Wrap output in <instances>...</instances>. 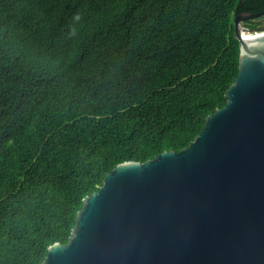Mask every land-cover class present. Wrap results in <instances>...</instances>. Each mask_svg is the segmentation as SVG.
<instances>
[{
	"label": "trees",
	"instance_id": "obj_1",
	"mask_svg": "<svg viewBox=\"0 0 264 264\" xmlns=\"http://www.w3.org/2000/svg\"><path fill=\"white\" fill-rule=\"evenodd\" d=\"M263 10L0 0V264H42L67 244L84 199L119 164L188 148L238 76L235 17ZM243 25L264 32V15Z\"/></svg>",
	"mask_w": 264,
	"mask_h": 264
},
{
	"label": "water",
	"instance_id": "obj_2",
	"mask_svg": "<svg viewBox=\"0 0 264 264\" xmlns=\"http://www.w3.org/2000/svg\"><path fill=\"white\" fill-rule=\"evenodd\" d=\"M235 17L240 69L192 144L125 162L42 264H264V32Z\"/></svg>",
	"mask_w": 264,
	"mask_h": 264
},
{
	"label": "clouds",
	"instance_id": "obj_3",
	"mask_svg": "<svg viewBox=\"0 0 264 264\" xmlns=\"http://www.w3.org/2000/svg\"><path fill=\"white\" fill-rule=\"evenodd\" d=\"M76 19H77V20H79V19H80V17H79V16H77V17H76ZM71 35H75V29H73V31H72V33H71Z\"/></svg>",
	"mask_w": 264,
	"mask_h": 264
}]
</instances>
